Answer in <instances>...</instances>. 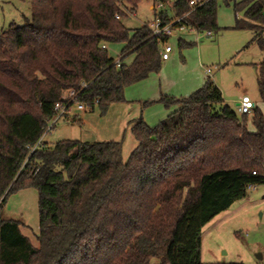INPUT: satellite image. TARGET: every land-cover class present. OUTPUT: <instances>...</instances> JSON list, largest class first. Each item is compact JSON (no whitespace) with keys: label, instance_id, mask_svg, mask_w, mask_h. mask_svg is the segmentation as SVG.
I'll list each match as a JSON object with an SVG mask.
<instances>
[{"label":"trees","instance_id":"trees-1","mask_svg":"<svg viewBox=\"0 0 264 264\" xmlns=\"http://www.w3.org/2000/svg\"><path fill=\"white\" fill-rule=\"evenodd\" d=\"M21 1L30 21L0 35V264H203L204 227L264 185V114L254 108L250 131L249 115L238 118L209 78L187 97L141 104L173 111L154 127L131 122L137 146L127 161L122 142L49 147L42 140L63 96L73 90L75 103L105 116L128 87L161 71L169 38L117 19L142 0ZM234 10L244 17L236 29L253 32L264 53V0ZM173 11L197 32L219 30L217 0L196 9L177 0ZM106 45L122 46L120 68ZM192 46L178 41L180 52ZM257 87L264 104V58ZM27 187L38 192V247L3 217L10 194Z\"/></svg>","mask_w":264,"mask_h":264},{"label":"rangeland","instance_id":"rangeland-1","mask_svg":"<svg viewBox=\"0 0 264 264\" xmlns=\"http://www.w3.org/2000/svg\"><path fill=\"white\" fill-rule=\"evenodd\" d=\"M174 0H142L135 11H127L122 20L124 25L134 31L155 22L156 16L167 10L171 16L170 4ZM244 0H217V25L219 30L212 32L177 29L169 44L173 47L170 61L163 62V76L178 77L176 87L193 75L200 77L201 88L209 78L220 88L226 104L242 118L238 111V103L243 97H248L264 114V104L260 100L257 87L258 66L263 61L264 53L258 42L253 40V32L236 29V19H243V12L237 15L235 3ZM165 4L163 9L158 4ZM155 7V10L152 7ZM129 13V14H128ZM131 14V16H130ZM31 18L29 1L0 0V35L12 24L23 26ZM192 42L193 46L180 52L178 41ZM109 55L119 59V47H110ZM165 71V72H164ZM208 71H210L208 73ZM185 75H187L185 77ZM148 83V82H147ZM148 84H134L126 89L125 102L111 106L105 116L99 109L94 112L80 111L74 106L70 117L79 116L84 119L83 125L74 124L70 119L61 118L43 137V142L49 147L63 140L119 141L123 145L133 142L131 127L128 126L126 114L139 106L138 99L145 94ZM197 88V89H199ZM195 89V90H197ZM182 95L179 94L178 98ZM189 96V95H188ZM248 116V129L254 128L250 119L255 111ZM147 111V110H146ZM145 111V112H146ZM141 115V114H140ZM145 119V114L143 115ZM125 120V122H124ZM161 120L146 121L150 127L156 126ZM116 138V139H115ZM129 151L123 157L129 156ZM3 217L21 223L22 233L31 243L39 246V210L38 192L34 187H27L10 194L3 207ZM201 251V262L264 264V185L256 186L248 191V196L236 202L228 211L221 213L205 226ZM259 256L262 258L259 259Z\"/></svg>","mask_w":264,"mask_h":264},{"label":"crops","instance_id":"crops-1","mask_svg":"<svg viewBox=\"0 0 264 264\" xmlns=\"http://www.w3.org/2000/svg\"><path fill=\"white\" fill-rule=\"evenodd\" d=\"M176 1L177 0H174L173 3L170 4V10L172 12L171 16L168 14L167 10H164V11L162 10V12H166L168 14L169 18L171 19V22L176 19L175 15H174V11H173V5H174V3ZM164 6H165V4H164ZM152 8L155 10L154 6ZM122 20H123V18L121 19V21ZM188 29H190V28H188ZM191 31H193V30H191ZM182 41H184V40H182ZM184 42H187V41H184ZM188 43H192V42H188ZM110 47H119V56H120L121 50H122V46H120V45H106V46H104V48L106 50H108ZM133 59H134V57H131V58L127 59L125 61V63L129 65V64L132 63ZM168 61H170V59ZM168 61H165V62H168ZM162 74H163V72L160 71L158 74H153L148 79L137 83V84H141V83L142 84H148V86L142 85V86H145L144 88H148V89L145 91L146 93L142 94V96H140V98L138 99L139 106L137 105L136 108H133L130 112H127L126 117H127V120L129 119V121H128V126L129 127H131V122L132 121L137 120L140 117H143L144 114H145V119H144V117H143V119H144V121L146 120L148 122V121H151V119H153L154 121H155V119L156 120H159V119H163L164 120L173 111V110L165 109L160 104H155V105H152L151 107H149V108H147L145 110H142L141 104L143 102H146V101H157L162 96H169V97L178 98L179 94L182 95L181 97H187L188 95H191L193 92H195L196 91L195 89L200 87V77L197 76V75H193L188 80L186 78L184 80V82H181L183 85H181L179 87H176L175 85H176V83H178V77H177V79H175V78H173L171 76H163ZM186 76L187 75H185V77ZM125 93H126V90H125ZM77 117H79V116H77ZM81 120L84 122V119H81ZM124 122H125V120H124ZM133 139H134V137H133ZM81 141L82 142H96L97 140L96 141L95 140L92 141V140H87V139L85 140L84 139V140H81ZM115 142H119V141H115ZM136 146H137V143H136L135 139L133 140V142H131V141L128 142V143L126 142L123 145L122 154L125 151H129V153L131 154V152L136 148ZM130 154H129V156H130ZM129 156H127V158L123 157L124 161H127ZM203 238H204V232H202L201 251H202Z\"/></svg>","mask_w":264,"mask_h":264},{"label":"built area","instance_id":"built-area-1","mask_svg":"<svg viewBox=\"0 0 264 264\" xmlns=\"http://www.w3.org/2000/svg\"><path fill=\"white\" fill-rule=\"evenodd\" d=\"M208 1H210V0H189V6L191 9H196L198 7L203 6ZM158 8L163 9L164 4L163 3L158 4ZM130 16H131V14H130ZM186 16L187 15H184L183 17H180V18H176L170 24L164 25L163 21L161 19L160 13H159L155 18V22L152 23L149 26V28L152 30V32L155 36H157V37L165 36V37L169 38V40L171 39V37H173L176 34L177 29L183 30V29L190 28L191 30L196 31L194 28L188 27L187 24L185 23ZM117 19L121 20L122 17L117 16ZM207 35H208V37H212L211 32H207ZM172 52H173V47L169 44V42L164 43L162 45V51H161L162 60L164 62L168 61L170 59V55L172 54ZM116 65H117V68L121 67V62L119 61V59L116 60ZM209 72L210 71H208V73ZM75 98H76V93H75V91L71 90L65 96L62 97V99L59 103H57L55 105V108H54L55 117L53 118L52 122L50 123L47 132H50L52 127L55 125V123L59 119L65 118V116H68V115L69 116L73 115L74 106H76L77 109L80 111H85V108L82 104H78V103L74 102ZM65 102H67V103H65ZM237 107H238L239 113L241 114V116H243V115H250L252 113V110L255 108V105H254V103H252V101L248 97H243L241 99V101L238 103ZM39 145H40V143H39ZM254 188H255V186H250L249 190L254 189Z\"/></svg>","mask_w":264,"mask_h":264},{"label":"water","instance_id":"water-1","mask_svg":"<svg viewBox=\"0 0 264 264\" xmlns=\"http://www.w3.org/2000/svg\"><path fill=\"white\" fill-rule=\"evenodd\" d=\"M262 257L261 256H259V259H261Z\"/></svg>","mask_w":264,"mask_h":264}]
</instances>
